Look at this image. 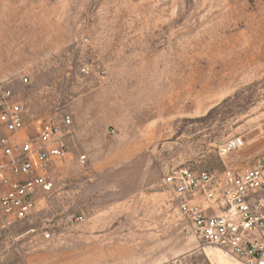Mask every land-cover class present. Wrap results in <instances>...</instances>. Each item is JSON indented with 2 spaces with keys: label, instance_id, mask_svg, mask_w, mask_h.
<instances>
[{
  "label": "rangeland",
  "instance_id": "rangeland-1",
  "mask_svg": "<svg viewBox=\"0 0 264 264\" xmlns=\"http://www.w3.org/2000/svg\"><path fill=\"white\" fill-rule=\"evenodd\" d=\"M8 12L0 44L18 56L1 82L27 76L32 110L91 125L38 211L0 218V264H214L163 178L264 155V0H0Z\"/></svg>",
  "mask_w": 264,
  "mask_h": 264
},
{
  "label": "built area",
  "instance_id": "built-area-1",
  "mask_svg": "<svg viewBox=\"0 0 264 264\" xmlns=\"http://www.w3.org/2000/svg\"><path fill=\"white\" fill-rule=\"evenodd\" d=\"M85 76L107 71L85 65ZM30 79L0 85V218L3 228L32 217L55 191L51 171L70 156L73 118L48 119L32 110L26 93ZM230 140L221 155L242 149ZM81 164L87 156L79 158ZM163 184L178 213L203 246L223 252L235 264H264V155L246 167L222 172L172 168ZM78 217L76 222H83Z\"/></svg>",
  "mask_w": 264,
  "mask_h": 264
},
{
  "label": "crops",
  "instance_id": "crops-1",
  "mask_svg": "<svg viewBox=\"0 0 264 264\" xmlns=\"http://www.w3.org/2000/svg\"><path fill=\"white\" fill-rule=\"evenodd\" d=\"M6 6H10V3H4ZM4 16V17H3ZM12 14L11 13H6L5 15H0V21H7V22H11V18H12ZM13 35V33H11L9 30H2L0 28V38H2L3 36L5 37H11ZM11 49V50H10ZM18 53L17 52H13L12 53V48L10 47L9 44L7 45H3L0 44V62L2 61H15L17 59ZM25 56H28V54H25ZM32 58V55H31ZM13 70H11V68L9 67V65H7L4 68L1 67L0 65V85L5 83V82H1L3 77L11 72ZM104 78V77H103ZM73 118V117H72ZM91 122H87L84 126L82 123V120H80L79 118H73V134L70 137H75L77 133H84V134H89V128H90ZM152 130H150L151 132ZM147 132L149 133V130H147ZM153 133V131L151 132ZM69 137V138H70ZM69 138H68V143H69ZM86 147H90L91 143L87 142L85 143ZM259 155V153H251L249 151H246L245 153H241L239 155L240 158L246 159V158H250V157H257Z\"/></svg>",
  "mask_w": 264,
  "mask_h": 264
},
{
  "label": "bare ground",
  "instance_id": "bare-ground-1",
  "mask_svg": "<svg viewBox=\"0 0 264 264\" xmlns=\"http://www.w3.org/2000/svg\"><path fill=\"white\" fill-rule=\"evenodd\" d=\"M206 252L214 264H235V262L230 260L223 252L219 250L209 249Z\"/></svg>",
  "mask_w": 264,
  "mask_h": 264
}]
</instances>
